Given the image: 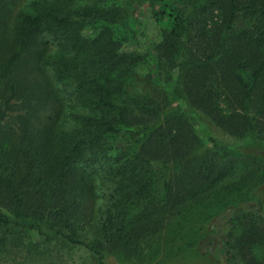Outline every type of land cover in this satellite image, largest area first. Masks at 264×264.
I'll use <instances>...</instances> for the list:
<instances>
[{
  "label": "trees",
  "instance_id": "16d2710c",
  "mask_svg": "<svg viewBox=\"0 0 264 264\" xmlns=\"http://www.w3.org/2000/svg\"><path fill=\"white\" fill-rule=\"evenodd\" d=\"M145 4L154 55L121 36ZM191 110L264 146V0H0V230L131 256L235 175ZM226 219L228 264H264V200Z\"/></svg>",
  "mask_w": 264,
  "mask_h": 264
},
{
  "label": "rangeland",
  "instance_id": "374dc122",
  "mask_svg": "<svg viewBox=\"0 0 264 264\" xmlns=\"http://www.w3.org/2000/svg\"><path fill=\"white\" fill-rule=\"evenodd\" d=\"M162 6L145 4L134 20L123 21L121 36L127 40L129 50L154 55L151 42L158 41L161 29L168 26L166 20L161 24L156 20ZM167 88L170 94L172 87ZM182 107V102L171 95L170 108L182 110ZM192 113L196 131L202 138H214L221 146L235 151V175L215 199L192 205L176 220L171 219L159 234L149 236L131 256L108 255V264H228L227 215L239 209L248 210L264 200V146L239 142L203 114ZM255 163L256 176L243 181L245 172H252ZM44 231L51 234L46 228ZM0 232L4 239L0 264H96L87 248L63 240L49 241L38 230L9 226ZM78 237L86 242L90 240V228L79 231Z\"/></svg>",
  "mask_w": 264,
  "mask_h": 264
}]
</instances>
